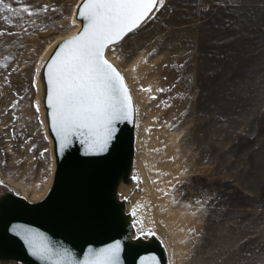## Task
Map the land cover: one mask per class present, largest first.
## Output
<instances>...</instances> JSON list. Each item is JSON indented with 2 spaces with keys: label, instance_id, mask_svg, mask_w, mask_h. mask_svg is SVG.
Instances as JSON below:
<instances>
[{
  "label": "rangeland",
  "instance_id": "rangeland-1",
  "mask_svg": "<svg viewBox=\"0 0 264 264\" xmlns=\"http://www.w3.org/2000/svg\"><path fill=\"white\" fill-rule=\"evenodd\" d=\"M77 7L0 2V173L32 195L52 173L34 72L43 48L73 27ZM185 34L195 45L179 40ZM106 54L131 71L142 99L141 158L175 264H264V0H162ZM218 65L222 92L206 77Z\"/></svg>",
  "mask_w": 264,
  "mask_h": 264
},
{
  "label": "water",
  "instance_id": "water-1",
  "mask_svg": "<svg viewBox=\"0 0 264 264\" xmlns=\"http://www.w3.org/2000/svg\"><path fill=\"white\" fill-rule=\"evenodd\" d=\"M83 2L79 0L74 15L78 29L55 42L34 72V101L45 137L51 142L50 185L40 199L30 200L0 176V264H55L60 258L35 255L22 230L36 234L37 246L47 245L53 253L67 251L70 256L65 264L68 259L72 264L93 260L101 249L117 241L121 245L117 264H141L145 257H154L155 264H171L170 248L147 204L146 185L137 165L142 111L126 72L106 55L124 76L133 105L129 119L115 122L106 151L90 152L83 136L72 135L62 143L52 127L47 65L59 47L86 25L78 15Z\"/></svg>",
  "mask_w": 264,
  "mask_h": 264
},
{
  "label": "snow or ice",
  "instance_id": "snow-or-ice-1",
  "mask_svg": "<svg viewBox=\"0 0 264 264\" xmlns=\"http://www.w3.org/2000/svg\"><path fill=\"white\" fill-rule=\"evenodd\" d=\"M159 3L162 0H84L78 15L84 17L86 25L59 47L47 65V103L52 109V127L62 143L72 135L83 136L90 152H104L113 138L115 122L129 119L132 97L124 76L106 59V49L111 51L139 28ZM22 231L35 255L45 259L56 255L60 258L55 264H65L70 256L67 251L53 253L47 245L37 246L36 234ZM120 248L117 241L83 264H117ZM67 264L72 261L68 259ZM141 264H155V258L145 257Z\"/></svg>",
  "mask_w": 264,
  "mask_h": 264
},
{
  "label": "bare ground",
  "instance_id": "bare-ground-1",
  "mask_svg": "<svg viewBox=\"0 0 264 264\" xmlns=\"http://www.w3.org/2000/svg\"><path fill=\"white\" fill-rule=\"evenodd\" d=\"M78 2H79V0H78ZM164 21V20H163ZM166 22V21H165ZM173 22V21H172ZM171 22V23H172ZM72 23L74 24L73 25V27H71L64 35H60V36H57V37H55L51 42H49L44 48H43V50L41 51V53H40V56H39V58H38V61H37V66H36V69L38 68V66H39V63L41 62V60L44 58V56L49 52V50L51 49V47L53 46V44L55 43V42H57L58 40H60V39H62L63 37H65V36H67V35H69V34H71V33H73V32H75L77 29H78V27H79V24H78V22L75 20V18L73 17V21H72ZM184 23V22H183ZM161 24H162V22H161ZM164 24V23H163ZM174 24V23H173ZM185 24H183V26H184ZM186 25H187V23H186ZM186 25H185V27H186ZM191 25V24H190ZM189 25V23H188V26H190ZM195 25V24H194ZM198 25V24H197ZM167 26V25H166ZM166 26H164V27H166ZM173 27V26H172ZM176 28H178L177 26H175ZM180 27V26H179ZM191 27V26H190ZM198 28H199V26H197ZM171 28V27H170ZM182 28V27H181ZM192 28V27H191ZM190 28V29H191ZM194 28H195V26H194ZM198 28H196V29H198ZM167 30V29H166ZM171 30V29H170ZM186 30V29H185ZM188 30V29H187ZM159 31V30H158ZM178 31H180V28H179V30ZM183 31V30H182ZM190 31V30H189ZM161 32V31H160ZM176 32V31H175ZM181 32V31H180ZM184 32V31H183ZM188 32V31H187ZM194 32H196V31H194ZM202 32V31H201ZM166 33V32H165ZM177 33V32H176ZM175 33V34H176ZM193 33V32H192ZM166 34H168V33H166ZM196 34V33H195ZM156 35V34H155ZM160 35V34H159ZM164 35V34H163ZM162 35V36H163ZM192 36V35H191ZM161 37V36H160ZM177 38H178V36H176ZM190 36L188 35V34H185V35H180V37H179V40H180V38L182 39V41H184V43L186 44V43H188L189 45L192 43V41H190V38H189ZM193 37V36H192ZM198 37V36H197ZM200 37V36H199ZM208 37V36H207ZM157 37H155V39H156ZM159 38V37H158ZM201 38H202V36H201ZM196 39V38H195ZM165 40V42L168 44L169 43V45H170V43H172V39L170 38V37H167L166 39H164ZM191 40H193V39H191ZM196 41V40H195ZM162 42V41H161ZM177 43H178V41H176ZM191 42V43H190ZM211 42V41H210ZM202 43V42H201ZM162 44V43H161ZM160 44V45H161ZM166 44V45H167ZM175 44V43H174ZM184 44V45H185ZM192 44H194V42L192 43ZM197 44H198V42H197ZM159 45V44H158ZM157 45V46H158ZM165 45V43H164V46H166ZM176 45H180V44H176ZM181 45H182V43H181ZM195 45V44H194ZM193 45V46H194ZM163 46V45H162ZM164 46H163V48H164ZM201 46V45H200ZM205 46V45H204ZM210 46V45H209ZM161 47V46H160ZM159 47V48H160ZM201 47H203V46H201ZM200 47V48H201ZM158 48V49H159ZM162 48V49H163ZM167 48V47H166ZM165 48V49H166ZM172 47H171V45L169 46V49H171ZM183 48V47H182ZM184 48H186V47H184ZM151 49H153V47L151 48ZM164 49V50H165ZM173 49V48H172ZM175 49V48H174ZM179 49H181V46H180V48ZM196 49V48H195ZM195 49H194V51H195ZM207 49V48H206ZM218 49H220V48H218ZM155 50V49H154ZM192 50V49H191ZM212 50V49H211ZM151 51V50H150ZM167 51V50H166ZM203 51H205V49L203 50ZM217 51V50H216ZM157 52V51H156ZM168 52V51H167ZM205 52H207V51H205ZM212 52V51H211ZM154 53V52H153ZM173 53V52H172ZM182 53H184V52H182ZM189 53H191V51H190V49H187V50H185V54H189ZM194 53V52H193ZM196 53H198V52H196ZM201 53V52H200ZM160 54V53H159ZM206 54V53H205ZM208 54H210V53H208ZM207 54V55H208ZM216 54V53H215ZM107 55V54H106ZM163 55V54H162ZM173 55V54H172ZM206 55V56H207ZM213 55V54H212ZM216 55H218V54H216ZM150 56V55H149ZM155 56V55H154ZM186 56V55H185ZM202 56V55H201ZM107 57H109V58H111L114 62H116L119 66H120V68L123 70V71H125L126 72V75H127V77H128V80H129V82H130V84L132 85V87H133V89L135 90V92H136V94H137V99H138V103H139V108H141V111H142V99H141V96H140V94L136 91V87H135V84H134V82H133V80H132V78H131V75H130V70L129 69H127V68H125V67H123L118 61H116V60H114L112 57H110L109 55H107ZM195 57V56H194ZM185 58V57H184ZM189 59V58H188ZM192 59H193V57H192ZM207 61V60H206ZM175 62V61H174ZM185 62H186V60H185ZM184 62V63H185ZM187 63V62H186ZM185 63V64H186ZM198 63V62H197ZM202 63V62H201ZM204 63H205V61H204ZM162 65H161V68H168L167 66H171V64L170 65H167V64H165V63H161ZM179 64V63H178ZM196 64V63H195ZM198 64H200V63H198ZM175 65V64H174ZM173 65V66H174ZM190 65V64H189ZM205 64H203V66H204ZM187 66H188V63H187ZM186 66V67H187ZM191 66V65H190ZM201 66V65H200ZM206 66V65H205ZM185 67V68H186ZM179 68V67H178ZM177 68V69H178ZM190 68V67H189ZM200 68V67H199ZM202 68V67H201ZM177 69H175V70H177ZM184 69V68H183ZM196 69V68H195ZM174 70V71H175ZM190 70V69H189ZM209 70V69H208ZM165 71V75L166 76H169V75H171L170 73V71L169 70H163L162 72H164ZM167 71V72H166ZM186 71V70H185ZM194 71V70H193ZM201 71V70H200ZM184 72V71H183ZM199 72V71H198ZM202 72V71H201ZM197 73V72H196ZM200 73V72H199ZM179 74V73H178ZM183 74V73H182ZM181 74V75H182ZM195 74V73H194ZM185 75V74H184ZM198 75V74H197ZM202 75V74H201ZM203 76L204 75H202V78H203ZM184 77V76H183ZM183 77H182V79H183ZM200 77V76H199ZM206 77L207 78H209V80L210 79H212V81H213V84H214V86L217 88V90L218 91H221L222 92V89L224 88V80H223V70H222V68L218 65V67H217V69L216 70H212L209 74H207L206 75ZM177 78V77H176ZM178 78H179V76H178ZM205 78V77H204ZM192 79H194V78H192ZM206 79V78H205ZM186 80V79H185ZM202 80V79H201ZM190 81V80H189ZM195 82H197V81H195ZM199 82V81H198ZM201 82V81H200ZM199 82V83H200ZM190 83H192L191 81H190ZM206 83V82H205ZM209 83H211V82H209ZM187 84V83H186ZM189 84V83H188ZM193 85H195V84H193ZM201 85V84H200ZM211 85V84H210ZM188 86V85H187ZM186 86V87H187ZM192 86V85H191ZM191 86H190V88H191ZM209 86V85H208ZM212 86V85H211ZM225 86H226V84H225ZM198 87V86H197ZM212 88V87H211ZM200 89V88H199ZM208 89H210V88H208ZM211 91V90H210ZM213 91H214V89H213ZM207 94V93H206ZM208 94H209V92H208ZM212 95V94H211ZM180 97V96H179ZM185 97V96H184ZM204 97V96H203ZM182 98V97H181ZM197 99V98H196ZM199 99H200V97H199ZM202 99V98H201ZM204 99V98H203ZM203 99L201 100V101H203ZM198 100V99H197ZM197 102V101H196ZM39 114V113H38ZM42 123V122H41ZM42 126H43V128H44V125L42 124ZM139 129H140V134H139V138H138V142H137V150H138V152H137V165H138V169H139V172H140V175H141V177H142V179H144V182H145V185H146V193H147V204L149 205V207L151 208V212H152V215H153V217H154V221H155V223H156V225H157V227H158V229L160 230V232L162 233V235H163V237H164V239L167 241V244H168V246H169V248H170V255H171V264H175V250H174V248H173V241H172V239H171V236H170V234H169V230L167 229V227L163 224V222L159 219V216H158V210H157V207H156V205H155V199H156V195L154 194V192H153V185H152V183H151V180H150V178H149V176H148V174H147V172H146V168H145V165H144V163H143V160H142V156H141V151H142V148H143V145H142V133H143V126H142V123H141V120H140V127H139ZM49 144H50V150H51V142L49 141ZM5 152L7 153V154H9L10 155V157H14L15 155H14V151H13V148L9 145V144H7V146L5 147ZM51 157H52V153H51ZM53 159V158H52ZM15 160H17V159H15ZM52 174H53V160H52V173H51V177H50V179L49 180H47L46 181V183H45V185H44V187H43V189L41 190V191H39L38 193H36V194H31V192H29L28 191V189L27 188H25L23 185H21V184H18V183H16V182H14V181H12V180H10V179H8V178H6V177H4L1 173H0V176H1V178L3 179V180H5V181H7V182H9V183H11V184H13V186L14 187H16L17 189H20L26 196H27V198L28 199H30V200H37V199H40L44 194H45V192H46V190H47V188L49 187V185H50V182H51V178H52ZM205 237V236H204ZM244 256V255H243ZM236 259V258H235ZM239 259V258H238ZM240 261V260H239ZM238 261V262H239ZM245 262V261H244ZM234 263H235V261H234ZM242 263H243V261H242ZM246 263V262H245ZM238 264H240V263H238Z\"/></svg>",
  "mask_w": 264,
  "mask_h": 264
}]
</instances>
